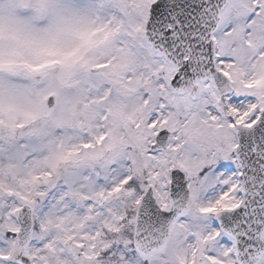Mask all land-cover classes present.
<instances>
[{"label": "snow or ice", "instance_id": "obj_1", "mask_svg": "<svg viewBox=\"0 0 264 264\" xmlns=\"http://www.w3.org/2000/svg\"><path fill=\"white\" fill-rule=\"evenodd\" d=\"M0 264H264V0H0Z\"/></svg>", "mask_w": 264, "mask_h": 264}]
</instances>
